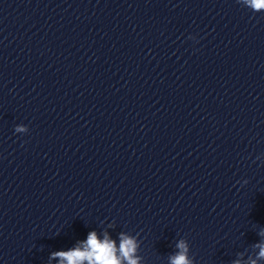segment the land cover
<instances>
[{
	"label": "clouds",
	"instance_id": "9594fccd",
	"mask_svg": "<svg viewBox=\"0 0 264 264\" xmlns=\"http://www.w3.org/2000/svg\"><path fill=\"white\" fill-rule=\"evenodd\" d=\"M248 6L254 11L264 9V0H247ZM23 131V128H18ZM247 183V181H244ZM258 235L264 236V230ZM120 244L117 248L116 242L110 239L107 233L101 240L95 231H90L86 240L78 242L77 247L67 251H56L50 256L51 259H58L59 264H138V257L135 256L136 241L132 236L120 233ZM259 249L255 259H250V264H258L264 260V242L254 245ZM177 251L169 256V264H194V259L189 256V244L181 239L176 244ZM233 264H240V260L233 261Z\"/></svg>",
	"mask_w": 264,
	"mask_h": 264
}]
</instances>
